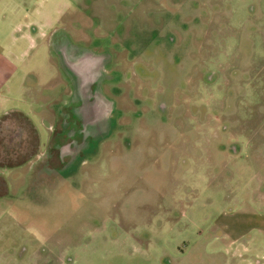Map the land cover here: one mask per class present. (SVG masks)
<instances>
[{
    "label": "rangeland",
    "instance_id": "rangeland-1",
    "mask_svg": "<svg viewBox=\"0 0 264 264\" xmlns=\"http://www.w3.org/2000/svg\"><path fill=\"white\" fill-rule=\"evenodd\" d=\"M3 2L16 25L0 24V112L27 113L38 155L71 91L55 30L110 56L97 87L113 109L97 121L86 101L63 170L42 172L34 152L0 167V264H255L264 0Z\"/></svg>",
    "mask_w": 264,
    "mask_h": 264
},
{
    "label": "flooded vegetation",
    "instance_id": "flooded-vegetation-1",
    "mask_svg": "<svg viewBox=\"0 0 264 264\" xmlns=\"http://www.w3.org/2000/svg\"><path fill=\"white\" fill-rule=\"evenodd\" d=\"M64 38L65 35L62 31L55 30L50 35L49 44L56 53L57 63H59L62 74H65V79L71 83V91L63 92L67 97L66 101L55 104L56 108L54 112L56 119L48 128V134L44 143L45 150L41 155H38L36 150L41 144L40 136L35 125L27 116L16 112V109L2 112L0 116L1 168L19 166L22 164V161L18 160L22 156L26 157L31 152H34L39 157L42 172H46L48 169L54 171L63 170L64 166L70 164L74 155L86 140L85 128L81 119L83 111H85L86 101L94 100L95 110L93 116L97 118L106 110L108 100L100 102L94 98L96 96L95 88L98 85V81L104 82L108 76L104 72V67L108 61H104L100 79L96 76L98 61L95 54L103 52H96L87 46H77L68 42L65 45ZM86 48L91 49L94 53L92 54L93 59L90 60L91 69L88 71L87 77V82L90 85H88L89 88L84 93L76 94L72 87L73 80L69 76L71 69L68 68H72L73 65L81 62H88L85 61ZM106 98L110 99L109 97ZM95 120L98 119L95 118ZM1 187L2 185L0 184V196L3 189Z\"/></svg>",
    "mask_w": 264,
    "mask_h": 264
},
{
    "label": "water",
    "instance_id": "water-1",
    "mask_svg": "<svg viewBox=\"0 0 264 264\" xmlns=\"http://www.w3.org/2000/svg\"><path fill=\"white\" fill-rule=\"evenodd\" d=\"M92 54L94 53L91 52L90 50L85 51V55H86L85 61H88V62H81L78 64L74 63L75 65H73L72 68H68V69H71L70 71L67 69L70 73V77L73 80V85H74L76 94L84 93V91L89 88L88 85L90 84H88L87 82V77H88V71L91 69L90 60L93 59ZM95 55L97 56V61H98V65H97L98 70H97L96 76L100 79L102 75V71H103L104 61H109L110 56L107 54H102V53H98ZM95 89H96L95 90L96 91V101L105 102V100H108V103H107L106 110L102 115L98 116V118L96 116H93V117L98 119L97 121L101 120L102 122L108 123V118L113 109V101L111 99L104 97L98 87H96ZM105 127L107 128V126Z\"/></svg>",
    "mask_w": 264,
    "mask_h": 264
},
{
    "label": "crops",
    "instance_id": "crops-1",
    "mask_svg": "<svg viewBox=\"0 0 264 264\" xmlns=\"http://www.w3.org/2000/svg\"><path fill=\"white\" fill-rule=\"evenodd\" d=\"M0 8L1 9H3L2 10V12L0 13V24L3 26V24H4V22H7L9 25H11V29H15L14 28V26H12L13 24H15L16 25V22H15V20H16V7L13 5V7H11L10 9H9V6H8V4L6 3V2H3L2 4L0 3ZM8 25V26H9ZM29 25V24H28ZM32 26V25H31ZM31 26H29V27H31ZM26 37H29L28 39H30V35H25ZM48 43H49V40H48ZM73 44V43H72ZM75 45V44H74ZM79 46V45H78ZM48 49H49V53L51 54L50 56L52 57V51L50 50V44L48 45ZM85 49V48H84ZM86 50H90L91 52H93L91 49H87L86 48ZM64 65V64H63ZM64 67V66H63ZM65 68V67H64ZM70 76V75H69ZM68 76V77H69ZM71 78V77H70ZM71 80H72V78H71ZM13 110V109H12ZM6 111H8V110H6ZM2 112H5V110L4 111H2ZM16 112H19V113H22L23 115H25V116H27L28 117V115H27V113H25V112H22L21 110H16ZM1 113V112H0ZM29 118V117H28ZM255 228H256V230H257V232H258V234H259V238H254V239H252V242H253V244L255 245V246H257V252H256V254L254 255L255 256V259H254V263L255 264H264V261H262V259L264 260V253H261V250H260V246H261V241L263 240L264 241V238H262V239H260V237H261V235H263L264 234V232H263V227H261V226H255ZM245 261H247V262H250V259H248V258H243L242 259V262H245Z\"/></svg>",
    "mask_w": 264,
    "mask_h": 264
}]
</instances>
